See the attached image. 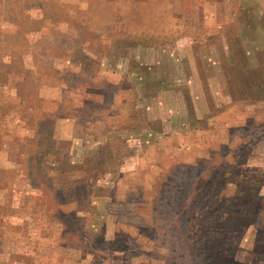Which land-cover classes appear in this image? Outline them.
<instances>
[{
  "label": "rangeland",
  "instance_id": "374dc122",
  "mask_svg": "<svg viewBox=\"0 0 264 264\" xmlns=\"http://www.w3.org/2000/svg\"><path fill=\"white\" fill-rule=\"evenodd\" d=\"M180 193L264 264V0H0V264H177Z\"/></svg>",
  "mask_w": 264,
  "mask_h": 264
},
{
  "label": "trees",
  "instance_id": "16d2710c",
  "mask_svg": "<svg viewBox=\"0 0 264 264\" xmlns=\"http://www.w3.org/2000/svg\"><path fill=\"white\" fill-rule=\"evenodd\" d=\"M38 135L42 137L43 133L39 132ZM42 150L44 151L45 149L42 148ZM30 172L32 174L31 176H33L35 169L31 167ZM37 173L42 176L44 174V169L36 170V174ZM50 181L49 183H52ZM202 193L203 192L201 190L200 195L194 199L196 202L204 196H202ZM181 195L182 194L180 193V195H178V199L175 200V203H172L170 207H168L169 211L167 209L165 211V218L168 220L167 222L172 223L170 226L171 233L173 235L172 238L178 243L179 252L177 253V264H199L202 262L203 264H224V261H226V264H238L234 260L232 261L230 257H227L226 259L223 253L227 245L226 236H234L239 231L245 229V225H242L238 216L233 215L229 217L223 209H218L216 211V219L218 220L217 223H210L211 225L207 224L208 220L204 217V214H198L199 211H196L195 205L190 207L191 210L189 211L187 205L181 203ZM219 197V192L214 193L210 196L209 201L212 204L217 201ZM190 199H192V196L189 194L187 201ZM261 200L262 198L259 200L260 203ZM169 217L170 219H168ZM162 227H164V225ZM207 234L208 238L200 241L202 239L201 237ZM198 244H200V248L198 247ZM100 246L97 248L100 249L99 251H103L104 247L102 242ZM201 248L206 249V253L204 252L203 255L202 253H199Z\"/></svg>",
  "mask_w": 264,
  "mask_h": 264
}]
</instances>
